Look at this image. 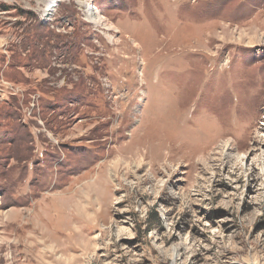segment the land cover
I'll use <instances>...</instances> for the list:
<instances>
[{
    "label": "rangeland",
    "instance_id": "374dc122",
    "mask_svg": "<svg viewBox=\"0 0 264 264\" xmlns=\"http://www.w3.org/2000/svg\"><path fill=\"white\" fill-rule=\"evenodd\" d=\"M0 264H264V0H0Z\"/></svg>",
    "mask_w": 264,
    "mask_h": 264
},
{
    "label": "bare ground",
    "instance_id": "6f19581e",
    "mask_svg": "<svg viewBox=\"0 0 264 264\" xmlns=\"http://www.w3.org/2000/svg\"><path fill=\"white\" fill-rule=\"evenodd\" d=\"M88 4H83L84 10L86 11V18L88 21H90L92 24H94L95 26H100V27H105L107 30H112L114 29L111 26H107L105 20L103 19L102 16H100V13L95 9L87 6ZM54 8L53 4H48L46 6V9L44 11V15L46 17H49L51 15V12Z\"/></svg>",
    "mask_w": 264,
    "mask_h": 264
}]
</instances>
